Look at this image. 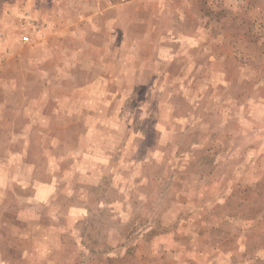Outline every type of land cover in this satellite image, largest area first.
Instances as JSON below:
<instances>
[{
	"label": "rangeland",
	"instance_id": "1",
	"mask_svg": "<svg viewBox=\"0 0 264 264\" xmlns=\"http://www.w3.org/2000/svg\"><path fill=\"white\" fill-rule=\"evenodd\" d=\"M0 264H264V0H0Z\"/></svg>",
	"mask_w": 264,
	"mask_h": 264
}]
</instances>
